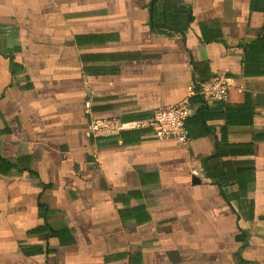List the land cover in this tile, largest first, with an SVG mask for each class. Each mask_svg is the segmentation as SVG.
<instances>
[{
  "label": "crops",
  "instance_id": "1",
  "mask_svg": "<svg viewBox=\"0 0 264 264\" xmlns=\"http://www.w3.org/2000/svg\"><path fill=\"white\" fill-rule=\"evenodd\" d=\"M0 264H264V0H0Z\"/></svg>",
  "mask_w": 264,
  "mask_h": 264
},
{
  "label": "built area",
  "instance_id": "2",
  "mask_svg": "<svg viewBox=\"0 0 264 264\" xmlns=\"http://www.w3.org/2000/svg\"><path fill=\"white\" fill-rule=\"evenodd\" d=\"M229 83L224 73L215 74L210 78L200 81L192 93L198 94L205 102L226 101ZM88 114L87 132L94 137H111L127 127L140 128L148 124L156 139H171L180 144L188 142L185 119L190 114V108L185 101L170 106H159L152 110L148 121L127 123L117 117L94 116L89 111V102L84 103Z\"/></svg>",
  "mask_w": 264,
  "mask_h": 264
},
{
  "label": "trees",
  "instance_id": "3",
  "mask_svg": "<svg viewBox=\"0 0 264 264\" xmlns=\"http://www.w3.org/2000/svg\"><path fill=\"white\" fill-rule=\"evenodd\" d=\"M204 101V100H203ZM205 102V101H204Z\"/></svg>",
  "mask_w": 264,
  "mask_h": 264
}]
</instances>
